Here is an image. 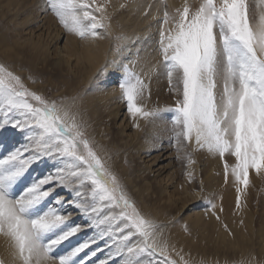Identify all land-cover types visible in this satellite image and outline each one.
Instances as JSON below:
<instances>
[{"label":"snow or ice","instance_id":"obj_1","mask_svg":"<svg viewBox=\"0 0 264 264\" xmlns=\"http://www.w3.org/2000/svg\"><path fill=\"white\" fill-rule=\"evenodd\" d=\"M45 5L82 41L112 35L106 6L97 0ZM160 7L159 59L149 71L167 77L175 105L148 110L144 77L115 60L98 65L85 89L100 87L120 68V99L133 127L171 112L177 153L183 152L177 158L194 163L185 142L218 155L225 181L231 175L237 185L240 208L250 170L264 173V8L252 24L248 0H183L171 13L160 0ZM114 39L122 52L127 37ZM0 114V235L10 243L12 264H189L180 252L173 258L163 226L138 207L111 156H101L89 138L79 93L46 98L0 63ZM9 130L21 142L6 144ZM215 208L209 202L205 214L219 220Z\"/></svg>","mask_w":264,"mask_h":264},{"label":"bare ground","instance_id":"obj_2","mask_svg":"<svg viewBox=\"0 0 264 264\" xmlns=\"http://www.w3.org/2000/svg\"><path fill=\"white\" fill-rule=\"evenodd\" d=\"M98 1L103 4V0ZM35 5V0H0V21L5 20L8 26L6 29L0 28L2 54L9 58V51L14 50L18 71L27 69L45 74L50 69L52 83L58 87L55 90H60V97L80 94L82 118L86 122L88 119L94 122L97 131L94 133L100 137L99 150L109 148L111 156L120 162L123 178L143 199V206L146 207L144 212H153L156 217L153 220L159 224H168L176 219L177 224L172 226L176 235L171 236L173 240H168L169 250L173 247L176 250L178 245L179 252L188 261L204 256L212 264L264 262V211L260 218L256 217L252 211L253 201L248 199L242 185L241 207L237 208V185L231 175L225 181L224 164L218 155L205 149L196 153L193 145L187 143L194 163L189 165L183 158L174 163L171 160L172 147L167 139L169 133H166L164 112L154 120L138 119L135 123L139 127H133V118L128 112L124 115L122 111L118 89L120 68L113 69V75L100 87L91 91L85 89L98 65L106 60H115L119 64H128L144 77L148 88L142 102L148 110L166 109L162 102L160 104L165 95L164 91H160L158 78L155 77L158 73L149 71L159 59L156 41L158 20L162 17L160 0H109L107 15L110 17L111 10V13L120 11L117 14L119 26L110 18L112 35L95 42L82 41L70 33L62 42L66 34L63 27L54 26L51 31L48 30V23L44 19L54 22L53 19L48 14L37 17ZM258 19L259 15L255 24ZM115 31L127 37L125 47L119 53L115 50L118 43L114 39ZM158 92L163 97H158ZM153 100H157V103H153ZM164 161L167 162L163 164ZM234 162L232 157L229 164ZM216 166L219 174L215 181L211 171ZM186 172L191 173V182ZM200 175H203V179L197 182ZM197 185L200 191L195 190ZM220 185L222 189L213 193L214 187ZM164 195L167 196L164 198ZM209 202L216 205L215 212L219 220L211 213L205 214ZM182 210L183 219H177ZM185 225L191 234L184 230ZM229 231L232 235H229ZM11 251L9 241L0 235V256L7 264H12Z\"/></svg>","mask_w":264,"mask_h":264},{"label":"rangeland","instance_id":"obj_3","mask_svg":"<svg viewBox=\"0 0 264 264\" xmlns=\"http://www.w3.org/2000/svg\"><path fill=\"white\" fill-rule=\"evenodd\" d=\"M35 2H36V5L34 7L38 11L37 12V17H39V15H40V18H42L45 14H48L53 19V21L55 22L54 23L52 21H47L46 19H44L45 22L48 23L47 24L48 30L51 31L52 30L51 28L54 27V26H56L57 28H59V27L62 28L61 27L62 25L58 22L57 18L52 14V12L50 10H46L45 0H35ZM189 2L195 5L197 0H189ZM108 3H109V0H103V4L105 6H108ZM248 3H249V6H250V17H251L250 23L255 24V21L258 18L259 12H260L261 8H264V5H261L259 0H248ZM41 4H43V7H41ZM181 5L182 4H180L179 1L177 3H173L170 0H167V7H168V11L170 13L173 12L176 7H180ZM160 10H161V15L163 16V8L160 7ZM112 11L113 10L109 11L110 18L115 22V24L117 26H119L118 20H117V14L120 11L119 12L117 11L115 13H111ZM106 13H107V11H106ZM96 15H99V13H96ZM160 18H162V17H160ZM5 24H6L5 20L0 21V28L1 29H6L8 26H6ZM9 27H12V25L9 24ZM62 29H64V28H62ZM10 31H11V29H9L8 32H10ZM64 31H65V29H64ZM61 32H62V35H63V30ZM65 33L66 34H65L64 38L62 39V42L65 40V37L69 34L67 31H65ZM117 33H119V32H117V31L114 32V34H115L114 37L117 35ZM10 38H12L11 35L9 36V39ZM59 45H61V42L58 44V46ZM9 55H10L9 58L6 57L7 55H3L1 50H0V63L5 64L6 66L9 67L10 70H12L16 74L20 75L22 77V79L24 80L25 85L29 89H31L33 91H36L37 93H39V94H41V95H43V96H45L46 98H49V99L60 97V94H61L60 90L59 89L55 90L58 87L55 86L52 83V78L51 77L53 75H52L50 69H47L45 74L37 73V72H30L27 69H25V70H21L20 69L18 71L16 69V67H15L17 65L15 63L16 59H15V54H14V50L13 49H11L9 51ZM29 77H31V79H29ZM155 77L158 78L157 80H158L160 91H164V95H165V97H163L161 95V92H158V97H160V98H161V96L163 97V100L161 99L160 104L162 102V106H165L166 108L173 107L175 105L176 99L178 97H177L176 93H174L172 90H170V86H169L167 77L164 74H162V73L157 74V76H155ZM54 83H56V82H54ZM150 95H151V93H150ZM153 103L156 104L157 100H153ZM122 104H123V110L122 111H123V113L125 115V113H127L126 105H125V103L123 101H122ZM152 109H154V108H152ZM152 109H150V110H152ZM163 115H164V119L166 120L165 121L166 133H169L168 136H167V139H168V142L171 143V147H172L171 160L174 163H176V160L178 159L177 158L178 155L183 156V152H181L179 154L177 153L175 141L173 139V125L171 124L172 113L171 112H164ZM0 118H2V114H0ZM118 123H119V121H118ZM87 125H88L87 132H88L89 138L94 141V145L97 146V150L100 152V155L104 156L105 153H107L108 155L111 156L109 148H103V150H99L98 147H99L100 143H99L98 140L100 139V137H98L96 135L97 131L95 129L94 122L90 121L88 119L87 120ZM108 127H113V126H108ZM94 132H96V133H94ZM3 139H4L6 144L14 145V144H18L19 142H21L22 137L19 136V135H16L14 132L9 130L8 132H5L3 134ZM187 143L188 142H185L186 150L188 151ZM198 151H196V153ZM199 154H202V152H200ZM174 158H175V160H173ZM226 159H227V161L229 163L232 160V157L230 155H226ZM202 161L204 162L205 160H202ZM166 162L167 161H164L162 163L165 164ZM110 163L114 166V170L117 171V173L121 176L122 182L126 185L127 190L129 191V193L132 196V198L135 200V202L138 205V207L144 212L146 210V207L143 206V199L141 198L140 194L136 190H134L132 185L126 179L123 178L122 167L120 165V162L117 161L114 157L111 156ZM199 165L202 168V162L200 163V160H199ZM41 167H43V166H41ZM218 171L219 170H218L217 166L215 168H213L212 171H211V172H213L215 181L218 178V174H219ZM200 179H203V175H200L198 177L197 182H199ZM198 185L196 186L195 190L200 191V187ZM222 187H223L222 185H220L219 187H214L213 193H215L217 190H221ZM246 194L248 196V199L253 201V203H252L253 204L252 211L255 213L257 218H260L261 214L264 211V208L262 207V204L264 202V173L257 174L254 170H250V172H249V184L247 185V188H246ZM166 196L167 195H164V198ZM162 202H163V200H162ZM189 208H191V206ZM183 211L184 210H182L180 212V214L177 216V219H179V218L183 219V215H184V214H182ZM144 213L146 215L150 216L152 219L156 218L155 215L153 214V212H151L149 210H147ZM156 223L159 224V222H156ZM174 224H177L176 219L168 222V224L160 223V225H162L163 228H164V237H165V239H167V241L168 240H173L174 238L171 237V236L176 235V233H174L173 230H172L173 229L172 226ZM256 225H258V223ZM188 232L191 234V231H188ZM255 249H257V246H255ZM175 251L179 252L178 245H177V248H176ZM175 251L171 250L170 252H171L173 258L179 259V257L175 255ZM188 253H190V252L188 251ZM255 258H257V255L255 256ZM185 260L188 261V259H185ZM0 261H3V264H7L1 258V256H0ZM189 264H212V263L209 261V259H207V257L203 256L201 258L190 259L189 260ZM217 264H219V263H217Z\"/></svg>","mask_w":264,"mask_h":264}]
</instances>
